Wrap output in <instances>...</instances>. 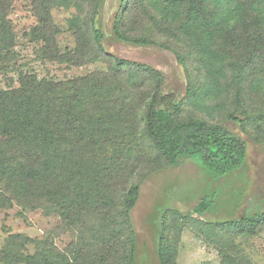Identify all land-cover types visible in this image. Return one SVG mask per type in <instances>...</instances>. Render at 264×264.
I'll use <instances>...</instances> for the list:
<instances>
[{
  "label": "rangeland",
  "instance_id": "1",
  "mask_svg": "<svg viewBox=\"0 0 264 264\" xmlns=\"http://www.w3.org/2000/svg\"><path fill=\"white\" fill-rule=\"evenodd\" d=\"M97 2L6 1L12 43L0 50V89L18 87L23 74L55 82L90 75L101 79L108 75L109 79L108 87L101 90L102 97H96L89 108L95 116L91 126L99 123L104 132L86 156L78 152L84 159L81 174L87 180L80 178L75 184L76 193L95 195L104 207L88 203L93 208L60 215L52 211L54 207L48 210L6 201L3 193L0 250L9 235H19L30 254L47 248L62 262L71 263L76 248L81 261L89 258L96 262L101 253L97 249L104 246L107 252L110 249L109 262L126 264L133 234L120 211L126 207L128 188L139 184V195L130 209L136 243L134 264H160L156 253L159 235L168 264H264V223L255 233L250 227L210 223L226 220L229 214L238 216L240 202L235 197L239 193L249 195L252 203L264 200L256 197L264 198V79L260 71L255 73L261 63L250 60L249 49L245 51L254 44L246 41L247 32L245 37L244 30L228 32L227 36L239 40L224 45L225 58L216 53L211 59L202 38H198V45L194 35L176 33L172 23L162 19L164 0H125L119 31L130 38L153 40L162 47L123 42L108 33L103 43L108 54H103L88 32ZM121 4L119 0L104 1L101 16L107 26ZM44 8L50 23L47 40L38 29ZM114 57L130 62L116 74L111 70ZM144 66L163 74L164 93L174 92L183 100L179 119L222 123L245 139V165L230 175L231 181L215 180L195 157L169 165L153 146L143 119L155 78ZM100 99L106 102L101 111ZM212 195V213L207 211L203 217L192 211L203 196Z\"/></svg>",
  "mask_w": 264,
  "mask_h": 264
},
{
  "label": "trees",
  "instance_id": "2",
  "mask_svg": "<svg viewBox=\"0 0 264 264\" xmlns=\"http://www.w3.org/2000/svg\"><path fill=\"white\" fill-rule=\"evenodd\" d=\"M6 1L0 0V50L12 43L11 30L6 21ZM104 1L98 0L88 21L90 40L103 54H108L103 44L108 33L123 42L162 47L153 40L130 38L119 31L123 16L120 11L125 0H119L122 3L119 11L114 13L110 27L107 26L101 16ZM163 5L162 19L172 23L176 33L194 35L196 44L198 38H202L201 41L207 43L211 59L216 53L218 57L225 58L227 50H224V45L239 40L236 36H227L228 32L244 30V37L247 32L246 41L254 44L245 48L246 53L249 49L252 58L244 56L257 61V64L261 63V68L255 70V73L260 71L264 79V0H164ZM43 11L38 29L40 35L47 40L50 35L47 33L50 26L47 19L49 13L47 8ZM113 59L114 66L111 70L114 74L130 63L116 57ZM144 69L152 72L155 78L143 119L146 136L153 146L169 165L178 164L184 157H195L199 165L215 180L224 178L231 181L230 175L240 171L245 165V139L232 133L222 123L179 119L178 113L183 100L177 98L174 92H163L164 76L159 70L148 66H144ZM108 79V75L103 79L90 75L68 82H55L23 74L19 76L18 87L0 89V198L5 193L6 201L11 199L23 206L38 205L48 210L49 207H54L52 211H58L60 215L71 213L70 210L87 211L93 208L88 203H98L101 208L104 207L103 200L100 201L95 195L76 193L75 184L80 178L87 180L80 170L84 161L82 157L99 144L98 136L104 132L99 123L91 126L90 120L95 116H91L89 112L96 97H102L104 91L101 90L108 87ZM187 95H192L190 90ZM105 104L100 99V111ZM79 151L83 154L82 157L78 156ZM139 189V184L128 188L125 193L126 207L120 211V216L126 219L133 234L126 264H134L136 257L130 209L137 200ZM256 197L264 199L259 195ZM208 198L203 196L193 206L192 210L198 216L204 217L207 211H212L214 195ZM235 198L240 202L238 216L229 214L228 219L212 221L211 225L221 223L234 228L250 227L252 233L257 232L264 223V200L260 202L257 199L252 203L249 195L243 193L237 194ZM76 217L79 218L80 215ZM20 238L22 237L19 235H9L4 240L0 250L1 263L114 264L106 259L110 249L107 252L104 246L97 249L101 253L97 254L96 262L89 258L81 261L80 254L73 248V258L69 263L62 262L60 257L51 254L47 248L33 254L27 253V244H23ZM156 246L159 263L168 264L161 235Z\"/></svg>",
  "mask_w": 264,
  "mask_h": 264
},
{
  "label": "crops",
  "instance_id": "3",
  "mask_svg": "<svg viewBox=\"0 0 264 264\" xmlns=\"http://www.w3.org/2000/svg\"><path fill=\"white\" fill-rule=\"evenodd\" d=\"M193 208V207H192ZM193 211V210H192ZM194 212V211H193Z\"/></svg>",
  "mask_w": 264,
  "mask_h": 264
}]
</instances>
